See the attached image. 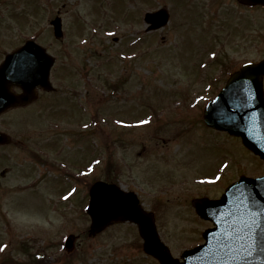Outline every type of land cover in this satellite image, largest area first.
Instances as JSON below:
<instances>
[{"label":"rangeland","instance_id":"1","mask_svg":"<svg viewBox=\"0 0 264 264\" xmlns=\"http://www.w3.org/2000/svg\"><path fill=\"white\" fill-rule=\"evenodd\" d=\"M234 1L0 0V63L35 38L56 56L51 78L62 89L0 115V129L13 139L0 148V264H160L144 252L134 223L90 234L89 188L107 180V155H123L120 175L110 180L154 212L159 237L178 258L212 226L193 198H219L240 175H264V159L239 136L203 120L205 105L225 86L216 82L221 65L239 68L264 56V6L242 10L252 13L253 49L237 48L230 31L228 59L204 52L214 34L201 27L207 4ZM162 8L169 23L149 31L145 14ZM58 14L62 39L51 25ZM66 91L88 107L73 113L77 127L94 119L76 148L65 134L74 127L71 111L61 116L56 105ZM88 163L78 183L64 176L61 165L74 171ZM69 234L79 236L72 253L64 248Z\"/></svg>","mask_w":264,"mask_h":264},{"label":"water","instance_id":"2","mask_svg":"<svg viewBox=\"0 0 264 264\" xmlns=\"http://www.w3.org/2000/svg\"><path fill=\"white\" fill-rule=\"evenodd\" d=\"M263 4L264 0H240ZM169 13L162 8L146 15L151 28L164 26ZM55 35L62 36L61 18L52 21ZM55 58L45 47L28 40L6 55L0 64V114L12 106L36 97L35 89H52L50 70ZM264 59L245 64L229 78L225 88L209 102L205 110L206 124L242 137L244 144L264 158ZM22 89L15 93L12 87ZM7 135L0 131V143ZM199 215L211 220L214 227L204 233L205 242L183 252V261L172 255L160 239L153 213L145 211L135 192L118 185L97 181L90 188L88 213L91 233L108 225L131 221L139 226L144 250L161 264H264V176H241L229 185L219 199L193 200ZM77 237L65 240L67 252L75 248Z\"/></svg>","mask_w":264,"mask_h":264},{"label":"flooded vegetation","instance_id":"3","mask_svg":"<svg viewBox=\"0 0 264 264\" xmlns=\"http://www.w3.org/2000/svg\"><path fill=\"white\" fill-rule=\"evenodd\" d=\"M207 5L209 7L206 8L207 11L205 14V19L202 21L201 27H202V31L204 34L212 33L211 32L212 29L214 30V32H213L214 34H212L210 36V43H209V45L206 46V49L204 50V52L206 54H209V52L213 50V52H211V53H215V52L217 54L219 53L218 55L221 58L228 59L230 56V51L228 50L229 42L225 41V38L230 31H233L232 32L234 35L233 37H235L237 39V44H236L237 48H239L240 50H243L244 52H245V50H246V52H248L250 49H253V43L251 42V40L253 38V33L251 30L252 13L251 14H249V13L245 14V12H243L242 10L247 9V10L252 11L255 8V6H257V5L247 4V3L241 2L239 0H235L233 3L227 4L226 7H224L223 3H221V2H209ZM212 5H215V8H213ZM219 10H220V12H219ZM149 31H151V30L149 29ZM223 32H226V35H223ZM208 37H206V40L208 39ZM227 38H228V36H227ZM211 47H213V48H211ZM210 49H212V50H210ZM216 53L214 54V56L217 55ZM231 65L232 64L221 65L220 71H222V72H221V76L219 77V79L216 80L217 83H222V82L224 83L225 82V84H226L230 75L240 68V67L239 68H233V66H231ZM208 75H209V73L205 74V76H208ZM59 89L62 90L61 87L56 88L54 91H49V92L44 91V90H39L38 98L35 99L34 101L30 102L29 104H26V105L30 106V104L33 105V103L36 104V103L40 102L42 100L43 95L46 93L51 92V93L58 94L60 92ZM71 93H73V92H71ZM71 93L66 91V97L58 98L56 100V105H57L58 113L61 116H67V115H65V113L63 112L62 109H65L67 112L71 111L70 114H71V118L73 120V117H74L73 113L75 111L77 112L80 107H83L86 109H88V107L83 103V100H81L79 98H74ZM67 96H72V97L69 98ZM87 99H89V97H87ZM43 102H45V101L42 100L40 102V104ZM44 104H48V103H44ZM26 105H22V106H26ZM19 107H21V106H19ZM44 111L46 114L48 111H52V110L48 109V110H44ZM91 111H92V109H91ZM92 119L93 118L91 116L90 120H92ZM73 121H74V127H73V129L71 128L72 131H66L65 134L67 136L72 137V144L74 145V148H76L83 138L89 137V128H91V125L88 124V126L86 128L79 129L76 125V123L78 121H76V120H73ZM124 128H126V127H124ZM71 129H67V130H71ZM61 134L62 133L59 131L54 135V140L56 142L57 141L60 142V139L57 137L61 136ZM48 138H51V137H48ZM45 140H47V138ZM8 141H9V143H12L13 139L9 138ZM121 143H123V141ZM1 147L2 146H0V148ZM122 157H123V155L121 157L116 156V160H118V161H115V159H113L110 155H107V159L105 162V168L108 171V175H109V176H107L108 180H110V176H113V175L119 176L120 175V172H121V167H120L121 164L120 163H121ZM61 167H63V165H61ZM3 174L4 173H2V175ZM71 177L74 181L78 180V178L75 175H72Z\"/></svg>","mask_w":264,"mask_h":264},{"label":"bare ground","instance_id":"4","mask_svg":"<svg viewBox=\"0 0 264 264\" xmlns=\"http://www.w3.org/2000/svg\"><path fill=\"white\" fill-rule=\"evenodd\" d=\"M205 220V218H203Z\"/></svg>","mask_w":264,"mask_h":264}]
</instances>
